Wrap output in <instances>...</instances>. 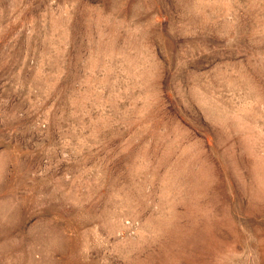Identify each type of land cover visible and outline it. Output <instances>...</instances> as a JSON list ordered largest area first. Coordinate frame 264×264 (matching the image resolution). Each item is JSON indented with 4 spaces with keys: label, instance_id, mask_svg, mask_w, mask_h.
Segmentation results:
<instances>
[{
    "label": "rangeland",
    "instance_id": "rangeland-1",
    "mask_svg": "<svg viewBox=\"0 0 264 264\" xmlns=\"http://www.w3.org/2000/svg\"><path fill=\"white\" fill-rule=\"evenodd\" d=\"M0 264H264V0H0Z\"/></svg>",
    "mask_w": 264,
    "mask_h": 264
}]
</instances>
